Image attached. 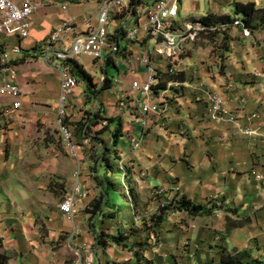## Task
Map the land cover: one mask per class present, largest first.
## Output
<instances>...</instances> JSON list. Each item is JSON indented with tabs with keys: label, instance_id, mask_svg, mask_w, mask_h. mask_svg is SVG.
Instances as JSON below:
<instances>
[{
	"label": "crops",
	"instance_id": "1",
	"mask_svg": "<svg viewBox=\"0 0 264 264\" xmlns=\"http://www.w3.org/2000/svg\"><path fill=\"white\" fill-rule=\"evenodd\" d=\"M33 1L40 9L30 20L31 37L25 41L0 38V51L23 49L22 56L14 57L22 110H13L17 99L0 94V260L3 258L5 264H67L74 258L70 247L74 235L73 246L79 252L88 254L94 249L95 264H222L223 259L264 264V23L254 21L249 37L243 35L241 27H231L224 43L227 50L215 51L198 40L176 60L154 54L151 58L161 72V83L170 69L183 74L185 82L171 87L164 99L155 96L161 115L150 116L145 134L139 109L145 100L136 95L132 85L147 82V71L138 58L148 55L153 42L142 36L134 38L132 44L125 41L121 29L133 28L132 17L121 14L109 27L117 32L118 53L107 51L103 60H71L94 79L95 88L86 94V83L80 82L69 102L68 125L91 112L89 102L99 101L100 108L93 116L100 113L101 120L110 123V131L100 138L110 151L119 153L121 169L127 173L125 181L135 188L130 192L137 204L135 208L130 204L131 217L119 226L115 206L107 198L101 211L94 213L92 208L100 190L90 168H99L104 148L89 134L75 135L74 128L79 154L77 158L71 155L57 118L62 93L61 73L56 69L59 62L45 59L47 42L63 24L76 21L69 42L97 28L101 2ZM203 2L208 6L192 3L184 11L182 0L178 26L201 22L208 15L231 17L234 3L255 4L264 11V0ZM64 3L71 5L69 13L60 8ZM85 8L90 10L88 15L83 13ZM232 20L242 22L236 15ZM221 38L217 35L211 40L220 42ZM121 40L126 43L124 49ZM112 65L118 70L115 81L109 78ZM97 74L102 79H97ZM4 80L0 75V89ZM104 85L114 93L113 106L104 97L108 96L102 91ZM211 95L224 99L236 123L209 120ZM118 123L123 128L115 141L113 132ZM244 131L251 135H244ZM134 137L142 140L139 151L132 148ZM92 145L98 156L95 163L89 158ZM79 171L83 191L89 197L77 203L76 220L70 222L60 206L73 193ZM161 190L170 199L201 207L202 214L189 216L178 210L168 216L163 227L153 229V233L146 231L142 219L152 215L159 203L156 192ZM131 198L125 193L128 202ZM233 223L245 225L227 234L228 224ZM117 231L127 237L125 244L143 242L145 246H131L130 251L100 246L98 235L115 236ZM155 239L160 240V247L153 243Z\"/></svg>",
	"mask_w": 264,
	"mask_h": 264
},
{
	"label": "built area",
	"instance_id": "2",
	"mask_svg": "<svg viewBox=\"0 0 264 264\" xmlns=\"http://www.w3.org/2000/svg\"><path fill=\"white\" fill-rule=\"evenodd\" d=\"M181 1L103 0L97 28L69 42L68 37L74 33L76 25V21L72 19L63 24L51 36L45 46V59L49 63L53 60L59 62L56 69L61 73L62 93L57 118L64 143L72 156L78 157L79 147L75 141L74 133L68 125V109L71 98L75 96L80 87V81L75 76L70 61L80 57L103 60L107 51L111 52L112 55L118 53L119 46L115 43L117 32H111L109 27L116 17L127 12L132 17V22L135 21V25L129 31L121 29L125 34V41L132 44L134 38L142 36L153 42V46L149 49L150 55L148 51V55H141L138 58V63L147 71V82L145 84L135 82L132 85L136 95L145 100L143 106L139 108L140 126L142 133L145 134L149 127L150 116L161 115L162 110L160 104L154 100L155 96H161L164 99L171 87L179 85L171 82L166 90L156 94L154 88L161 84L162 75L151 57L155 54L165 60H176L185 53V48L188 45L193 44L201 37L200 35H205L210 30V26H206L202 22L188 23L182 27L178 26ZM61 8L63 12L69 13L71 5L63 4ZM39 9V5L33 0H21V3H18L17 0H0V38H17L21 41L29 39L32 34L30 20ZM234 26L241 27L245 37L250 36V31L242 22L235 21ZM62 45H64V48H62ZM22 55V48L0 51V75L5 77L0 94L18 100L13 106L14 111H20L23 107L20 101L22 90L16 84L19 71L14 60L15 56ZM168 74L173 76L177 73L174 69H170ZM138 105L139 101L136 107ZM208 118L212 122L236 123V118L226 109L224 99L217 95H211L209 98ZM106 125L107 123H105ZM243 134L251 135L248 131H244ZM131 145L134 151H139L142 147V140L140 141L134 137L131 139ZM81 176L82 173L79 171L76 174L78 182L73 193L67 196L60 206L61 212L70 222H74L76 219L75 209L77 203L89 197L83 191L80 183ZM258 179L260 178L258 177ZM88 264H95V254H92V259L89 260Z\"/></svg>",
	"mask_w": 264,
	"mask_h": 264
},
{
	"label": "rangeland",
	"instance_id": "3",
	"mask_svg": "<svg viewBox=\"0 0 264 264\" xmlns=\"http://www.w3.org/2000/svg\"><path fill=\"white\" fill-rule=\"evenodd\" d=\"M63 1L64 0H49V2L51 4H55V3L63 2ZM224 1H228V0H224ZM79 2H81V1H79ZM192 3L193 4L199 3L201 8L208 6V3L203 2V0H183V10L185 11L186 9L191 8ZM60 8H61V6H60ZM83 13H87V15H88L90 13L89 8L83 9ZM127 15H128L127 12L123 13L124 17ZM222 16L229 17V16L223 15V14H222ZM234 17H235V14H231L230 19L232 20V18H234ZM260 17L264 20V13ZM234 23H235V21H234ZM234 23L233 24L230 23L228 25L217 24V26H215V24H211L209 27L210 28L209 32L206 33L205 35H200L201 37L198 38L196 40V42L199 40L197 42L198 44H200L202 46H204V45L211 46V48H213L215 51L217 49H220V50L224 49L225 50V48H224L225 44H224L223 39L226 38V36L224 34L227 33V31L229 32L231 27H234ZM259 23H261V22H259ZM253 25H256V24H251V29L254 28ZM217 35L222 37L221 41L220 42L212 41L211 40L212 38H210V37H216ZM204 39H207V40L210 39V40H208V42L205 43V42H203ZM121 46L123 49L125 48V46H126L125 41L121 40ZM91 59L92 58H90V60ZM117 62L119 64H122L123 60L121 58H118ZM117 76H118L117 68L113 65L110 66L109 67V78L112 81H115ZM96 78L102 79V76L97 74ZM104 92H105V95H108V96H104V97L108 98L109 102L112 103L111 105L113 106L115 104V97H114L113 91H110V89H108V90H105ZM86 94H90V91H88L87 88H86ZM99 108H100V102L99 101L94 100L92 103L89 102L87 104V109L91 112H85L83 115H81V113H79V115H81L79 117H81V118H79V117H78L79 119L73 118V119H76V121L73 123H70L69 126H70L72 132H74V128H76L75 135H77V132H78L77 127L80 126L79 124L83 125L85 127L86 131L88 132V134L91 135L92 138L94 139L93 142H97V143L99 142L101 144L102 148H104V146H105L104 143H106V142H105V140L100 138V135H102L103 133L109 132V131H105V129L110 127V123L108 125V122H107V126H105L106 121L101 120V119L93 120L94 119L93 115L97 110H99ZM107 109H109V108L107 107ZM97 114L100 115V113H97ZM106 141H108V140H106ZM92 147H93L92 151H91L92 153L90 154L89 158L93 163H95L98 156H97V153L95 152V147L93 145H92ZM102 152H104L106 154V155L105 154L104 155L109 160L110 171L107 174L104 172L103 168H101L100 166H99V168L92 166L90 168V175L93 177L95 176L96 181L98 182L97 183V190L98 191L100 190L99 194L96 196L97 198H99L98 200H100L101 196L103 197V195L105 193L104 190L101 189L102 183H105L104 189H106V191L109 194L107 199H108V201H110L111 204H113V206H115V210L118 214V217L116 219V224L119 226H122V224L125 221H127L128 219H130V217H131V211L132 210H131L130 204L134 205V208H135V205L137 204V199L135 200V198L133 196H131V192L135 191V188L130 183H126V181H125V179L127 178V176H126L127 173L125 174L126 171L123 172L121 169L122 166H121V160H120L119 153H115L114 149L109 152L108 150H105V148L103 149ZM99 161L101 164L102 158H100ZM95 169H99L98 173L96 175H94ZM124 174H125V176H124ZM98 179L101 182H99ZM112 188L115 189V191L114 190L112 191L111 190ZM125 193L129 194L130 197H132L131 202L130 201L128 202L125 199ZM164 193L165 192L162 190L156 192L157 196L159 197L158 198V202H159L158 205L155 208H153V210H152L153 213L151 216H146L145 218L142 219V221L145 222L144 226L146 227V231H150L151 233H153V231H154L153 229L161 228V227H163V225L166 224V222L168 221V216H170V214L179 210L178 208H179L181 201H182V200L177 201V199H170L167 196H165ZM162 197H164V198H162ZM160 200H162V201H160ZM58 211H59V208H58ZM162 211H165L166 215L164 217L163 223L161 225H158L156 219L161 215ZM89 212H92V211L90 210ZM119 235H120V232L117 231L115 236L118 237ZM151 236H153V235H151ZM154 236H156V235H154ZM146 237H148V236L147 235L143 236V238H146ZM70 238H71L70 239L71 253H73L72 255L74 256V258L72 257L71 258L72 260H70V262H68L67 264H88L89 260L92 259L93 252H95L94 249L93 250L91 249V251H90L91 253H88V254L84 253L85 251L81 250L80 252H82V253L80 254V252L77 250L76 246H73V240L75 238L74 235L71 236ZM153 243H156V245L159 246L160 240L155 239L153 241ZM125 245H127V244H125ZM109 246H115V245L111 243L106 247H109ZM131 246H133V248L139 247L141 249L145 245L143 244V242L142 243L137 242L135 244L127 245L126 246L127 248H124V249L127 251L133 250V249H131L132 248ZM2 259H1L0 263L3 261ZM74 260L76 261V263Z\"/></svg>",
	"mask_w": 264,
	"mask_h": 264
},
{
	"label": "trees",
	"instance_id": "4",
	"mask_svg": "<svg viewBox=\"0 0 264 264\" xmlns=\"http://www.w3.org/2000/svg\"><path fill=\"white\" fill-rule=\"evenodd\" d=\"M79 1H82V0H64L63 2L78 3ZM98 1L102 2L103 0H98ZM233 8H234V14L238 17H241L242 23L244 24V26L248 30H251V24L256 20L260 21L261 24L264 23V20L260 17L264 13V11L258 10L256 8L255 4L234 3ZM201 22L204 23L206 26H210L211 24L228 25L230 23H232V24L234 23V21L231 20L230 17L216 16V15H208L207 17L203 18ZM224 35L226 36L227 33H225ZM210 38H214V37H210ZM223 40L225 43L226 38H224ZM224 48H226V47H224ZM225 50H227V49H225ZM70 63L74 68L75 76L79 79L80 82H85L87 84L86 86H87L88 91H90V93H92L94 88H95L94 79L90 75H88L75 61H70ZM170 82L184 83L185 77L183 74H176L173 76L169 75V74H165L164 79L162 80V83L160 85H158V87L154 88V92L156 94H158L160 91L166 90L167 84H169ZM108 83H110V81H108ZM108 89H109V85H104L102 91H105ZM100 117L101 116L96 115L93 120H99V119H101ZM122 128H123V125L121 123H118L116 128H115V131L113 132L115 134V141L117 140V138L119 136H121ZM77 131L80 133H84V135H88V132L86 131V129L83 125L78 127ZM105 131H110V127L106 128ZM104 148H105V150H108L110 152L108 146L105 145ZM104 154L105 153H103L102 156H100V158H102V162L100 164V167L103 168L104 172L108 174V172L110 171L109 160H108V158L105 157L106 154L105 155ZM96 171H98V169H95V172ZM111 190L115 191V189H113V188ZM104 192L105 193H104L103 197L101 196L100 200L95 201V203L93 204L92 208L94 209V213L101 211L103 209L104 201L106 200L107 196L109 195L108 192L106 191V189H104ZM179 210H184V211L188 212V214L190 216H198V215L202 214V211H203V209L201 207H197L195 205H192L187 200L181 201V204L179 206ZM165 215H166L165 211H162L161 215L156 219L158 225H161L163 223ZM244 225L245 224H243V223H235V224L233 223V225L228 224V229H227L226 233L229 234L235 229L242 228ZM97 238H98V242H99L100 246L106 247L112 243L115 246H119L123 249L127 248L126 247L127 245H125V242L127 241V237L124 234H120L118 237H116V236H111V235H108L106 233H103L101 235H98ZM0 264H5V261L3 260ZM222 264H239V263L234 262L232 259L230 261H226L225 259H223Z\"/></svg>",
	"mask_w": 264,
	"mask_h": 264
}]
</instances>
